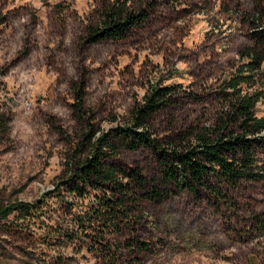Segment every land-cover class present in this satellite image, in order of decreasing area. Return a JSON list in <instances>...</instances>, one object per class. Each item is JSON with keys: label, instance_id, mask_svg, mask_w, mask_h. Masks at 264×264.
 <instances>
[{"label": "rangeland", "instance_id": "1", "mask_svg": "<svg viewBox=\"0 0 264 264\" xmlns=\"http://www.w3.org/2000/svg\"><path fill=\"white\" fill-rule=\"evenodd\" d=\"M117 1L0 0V210L34 205L0 221V264H264L255 224L263 182L226 189L235 211L185 191L143 203L133 234L114 236L109 257L83 234L77 219L92 198L74 199L64 183L95 140L109 135L119 149L107 147L105 161L140 168L147 189L158 186L156 152L129 150L111 133L133 125L154 87L171 86L173 104L148 126L165 150L192 146L215 123L225 81L252 45L241 12L252 13L253 0H157L143 29L92 42ZM256 111L264 115V98Z\"/></svg>", "mask_w": 264, "mask_h": 264}, {"label": "trees", "instance_id": "2", "mask_svg": "<svg viewBox=\"0 0 264 264\" xmlns=\"http://www.w3.org/2000/svg\"><path fill=\"white\" fill-rule=\"evenodd\" d=\"M135 2L117 1L108 8L99 28L92 31L91 41L125 40L143 29L155 14L157 0L137 5ZM253 3L252 13L241 12L252 45L239 52V66L225 81L215 123L204 128L192 146L165 150L148 126L153 115L173 104L171 86L154 87L134 112L133 125L111 133L112 138L120 140L129 150L144 147L156 152L161 166L158 186L147 189L140 168L124 169L105 161L107 147L111 155H116L119 149L110 143L109 135L97 138L89 155L71 168L64 185L74 199L92 198L77 220L99 255L109 257L115 251L114 236L133 234L143 203H160L185 191L197 200L207 196L217 209L235 211L237 203L229 197L227 188L236 189L246 182L264 183V115L258 116L256 111L264 98V0ZM78 99L81 102L82 98ZM76 108L80 111L82 106ZM85 137L88 141L93 139L90 134ZM33 208L34 205L19 203L1 209L0 221L15 211L20 215L33 214ZM255 220L264 230V219L256 216ZM131 246L146 250L138 240Z\"/></svg>", "mask_w": 264, "mask_h": 264}]
</instances>
